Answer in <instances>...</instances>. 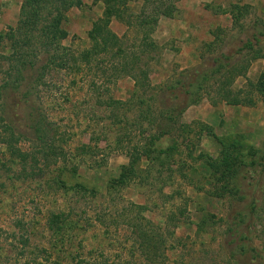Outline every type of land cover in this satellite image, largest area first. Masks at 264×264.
I'll return each mask as SVG.
<instances>
[{
    "label": "rangeland",
    "instance_id": "374dc122",
    "mask_svg": "<svg viewBox=\"0 0 264 264\" xmlns=\"http://www.w3.org/2000/svg\"><path fill=\"white\" fill-rule=\"evenodd\" d=\"M69 1L80 5L66 13L62 45L79 59L92 47L89 33L105 5ZM23 2L0 0V36L17 26ZM142 7V0L129 2L133 15ZM178 10L174 19L160 20L153 38L160 49L152 55L142 53L143 29L134 19L132 25L111 22L121 46L141 55L150 71L144 94L134 93L130 78L115 75L121 60L111 54L96 56L91 70L73 72L72 60L41 80V63L22 75L8 59L10 42L0 38V264H264L263 166L231 183L238 194H216L217 176L197 158L200 152L218 157L220 143L199 137L197 124L189 133L182 129L201 116L219 137L242 144L245 162L259 158L249 153L264 148V92L251 86L264 74V57L252 59L255 53L241 49L264 34V0H180ZM260 39L255 50L264 56ZM222 56L231 57L230 68L245 71L233 89L244 98L251 91L255 104L213 106L215 93L203 95L191 118L182 116L155 144V152L172 148V156L143 157L136 175L117 183L130 155L142 153L162 129L161 88L187 71L212 68ZM176 95L174 104L187 98L181 89ZM147 110L149 119H140Z\"/></svg>",
    "mask_w": 264,
    "mask_h": 264
},
{
    "label": "trees",
    "instance_id": "16d2710c",
    "mask_svg": "<svg viewBox=\"0 0 264 264\" xmlns=\"http://www.w3.org/2000/svg\"><path fill=\"white\" fill-rule=\"evenodd\" d=\"M96 1L103 2L105 5L103 17L94 23L89 33L92 42L91 49L82 53L81 58L76 59L70 53L71 50L62 45V42L68 37V33L62 28V24L68 10L74 5H80V3L74 4L73 1L69 0H24L17 26L10 28L5 37L0 36L1 39H6L10 42L11 49L13 50L12 55L8 59L14 62V67L18 68L22 75L24 70L35 69L41 63L38 68L39 76L37 78L41 80L49 70L68 68L72 60L73 64L71 68L73 72L81 71L83 67H88L91 70L92 60L96 56L111 54L114 60H121V65L116 66V68L114 67L113 72L115 75L117 77L130 78L134 81V93L143 91L142 94H144L151 87L150 71L147 66L143 65L141 55L137 53L128 54L121 46L122 39L111 30V22L112 20H120L128 23V25H132V19H134L138 23V26L143 29L142 43L140 44L143 50L142 53L149 55L156 54L160 48L153 40L154 33L162 18L174 19L177 16L180 0H142L143 7L138 15H133L130 12L129 2L132 0ZM231 13L234 15L235 21L240 19V16L234 11L231 10ZM261 36H264V34H254L252 39L256 44H253L251 38L248 39L241 49V52L249 49V52L255 53L252 59L264 57L261 54V50H255V47H259L261 43ZM30 51L32 53L35 51L37 54L35 55L33 53L31 56L29 54ZM230 61L231 57L222 56L214 61L215 66L212 68L205 71L201 67L187 71L173 83L161 88L157 98L160 105L158 119L164 122L163 126L161 125L162 129L159 128L158 133L150 138L149 145L143 148L142 153H132L130 155V163L128 166L123 167L124 172L120 180H117V183L125 184L129 178L134 177L143 157L150 159L153 153H158L159 155L165 154L167 157L172 156V148L157 150L155 152V144L163 137L172 134L176 124L180 121L186 110L193 105L199 104L203 99V95L210 97L211 93H215V98L211 97L213 106H217L219 103H226L231 106L255 104L250 97L251 91L248 92L247 98H244L241 91L237 92L233 89L236 78L244 75L245 71L237 69L236 66L230 68L232 64ZM213 80H218L216 82V88L211 87V90H209V83ZM251 87H256L258 92H264V74L258 84ZM178 89L183 90L187 98L182 103L174 104L178 99L176 95ZM166 94L172 96L169 97V101H166L163 97ZM112 104L123 105V102L116 101ZM140 104L144 106L147 104V101L140 98ZM149 113H151L149 110L142 112L140 119L148 120ZM196 124L199 127V137H211L221 145V152L218 157L214 158L211 155L200 152L197 158V161H202L212 171L213 176H217L214 181V185H216L215 190L217 191L216 194L226 189L238 194V186L234 184L233 187H230L231 183L238 180L241 177L240 175H244L245 173L251 171L257 173L258 166H263L260 172H258L264 175V148L261 151H257L255 155L250 150V155L259 156V158H255L256 160L248 164L241 157L242 144L232 138L224 140L219 137L215 133L213 126L196 121L190 125H182V129L189 133L192 125ZM42 129V127L37 128L39 137L42 134ZM7 130L10 131L11 138H14V129L8 126ZM151 161H153V158ZM223 183L229 187L223 185ZM53 223L57 224L56 221H53Z\"/></svg>",
    "mask_w": 264,
    "mask_h": 264
},
{
    "label": "crops",
    "instance_id": "0c3cea01",
    "mask_svg": "<svg viewBox=\"0 0 264 264\" xmlns=\"http://www.w3.org/2000/svg\"><path fill=\"white\" fill-rule=\"evenodd\" d=\"M194 106H196V105H193V106H191V107H189L187 110H186V112L183 114V116L185 115L186 117H190L191 118V116H190V113L192 112V107H194ZM186 117H185V119H186ZM205 121V120H203V118L201 117V116H195L193 119H189V120H187L189 123H192V122H196V121ZM213 128H214V130H215V133H217V130H216V127H214L213 126Z\"/></svg>",
    "mask_w": 264,
    "mask_h": 264
}]
</instances>
